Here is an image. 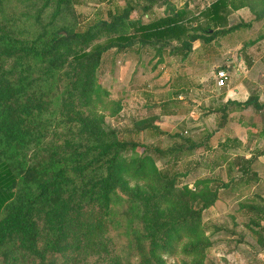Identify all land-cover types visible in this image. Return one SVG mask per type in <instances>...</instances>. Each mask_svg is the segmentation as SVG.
Listing matches in <instances>:
<instances>
[{
    "label": "trees",
    "instance_id": "16d2710c",
    "mask_svg": "<svg viewBox=\"0 0 264 264\" xmlns=\"http://www.w3.org/2000/svg\"><path fill=\"white\" fill-rule=\"evenodd\" d=\"M17 1L32 10L37 31L22 37L0 23V254L5 259L18 253L43 258L46 251L69 250L70 227L81 222L88 208L99 214L95 222L101 224L118 191L140 223L141 229L133 232L143 263L166 264L163 256L180 244L185 255L203 254L210 241L202 213L235 177L227 182L218 176L198 178L192 188L180 184L176 172L156 162L190 154L197 144L183 139L163 149L121 139L104 124L102 114L83 106L115 103L107 101L108 92L97 78L107 51L149 47L184 59L196 42H211L240 27L228 26L230 8L248 4L258 19L264 15V0L262 9L243 0L238 5L236 0H213L196 14L161 0L167 6L164 15L146 22L132 19V7L126 5L81 30L74 0ZM143 1L149 14L160 0ZM235 104L262 106L254 95ZM53 125L65 130L60 142L46 141ZM134 129L161 132L149 118L136 121ZM249 165V159L238 164V180L247 184Z\"/></svg>",
    "mask_w": 264,
    "mask_h": 264
},
{
    "label": "rangeland",
    "instance_id": "374dc122",
    "mask_svg": "<svg viewBox=\"0 0 264 264\" xmlns=\"http://www.w3.org/2000/svg\"><path fill=\"white\" fill-rule=\"evenodd\" d=\"M74 1L76 26L80 30L96 19H108L110 12L126 5L132 7L130 17L143 22L164 15L167 7L160 0L146 14L142 8L143 0ZM165 1L173 5L171 8L184 7L191 14H196L213 0ZM0 23L7 24L22 37H31L37 31L32 10L17 0H8L0 5ZM229 23H233L230 17ZM249 24L248 27L218 36L211 42H196L186 59L167 50L160 53L149 47L129 52L107 51L97 69V78L108 92L107 101L115 103L105 106L100 102L89 103L83 109L102 114L104 124L114 129L121 139L163 149L182 143L183 139L197 144L190 154L184 153L176 160L159 158L156 162L159 168L176 172L180 184L192 188L198 178L214 176L224 182L229 181V173L235 174L236 170L228 171L229 161L224 163L221 148L205 146L209 141V129H215L214 115L206 110L210 99L227 86L215 84L214 75L219 69L224 68L228 72L227 84L242 78L243 71L232 68L237 63V55L232 58L223 51L237 47L239 43L243 45L253 39L258 40L264 33V20ZM237 38V42L231 43ZM232 59L233 64H228L227 61ZM116 102H119L118 109ZM142 118L151 119L152 124L161 127L162 131H135V122ZM64 131L61 126H51L46 141L60 142ZM24 151L31 155L29 148ZM229 152L235 162L240 161L235 155L248 153L245 149ZM253 169L261 175L259 182L253 181L250 170L248 178L253 181L251 184L229 182L228 186L220 188L215 203L203 211L202 228L210 241L203 254L185 255L181 252L180 244L172 255L163 256L166 264H264V169L261 164H255ZM255 193L259 196H253ZM125 197L122 192H117L112 212L109 217L103 218L101 224L95 222L99 214L86 209L81 222L70 227L69 250L46 251L43 258L18 253L15 259H5L0 254V264H147L142 261L133 232V229H141V226L130 211ZM251 206L255 207L254 210L248 209ZM45 240L43 235L39 246L43 247Z\"/></svg>",
    "mask_w": 264,
    "mask_h": 264
},
{
    "label": "crops",
    "instance_id": "0c3cea01",
    "mask_svg": "<svg viewBox=\"0 0 264 264\" xmlns=\"http://www.w3.org/2000/svg\"><path fill=\"white\" fill-rule=\"evenodd\" d=\"M243 1L249 2V4H252L257 9H262L263 7V2L260 0ZM238 2L239 0H236L237 5ZM228 17L233 20V23H229L228 26L231 24H241L236 31L248 27L249 23L264 20V15L257 19L248 4L230 8L227 21ZM237 41L238 38L237 40L233 39L231 43ZM241 48L244 49L240 50ZM191 52L188 56H190ZM223 52L225 54L229 53V57L231 56L232 58L237 55V63L232 65V68L234 67L237 71L242 70L243 75L242 78L227 84L226 88H222L219 93H215V97H213V94L210 95V98H213L210 99V104L207 106L206 111L214 115L215 123L213 126L215 129H209L208 146L213 149L221 148L225 160L223 162L227 164V161H229L227 166L228 171L231 169L236 170L235 174L229 173V180L235 177L236 180L233 182L245 183L238 180L241 174L238 170V162L243 159H249L253 181L259 182L261 175L253 167L255 164H261L264 169V152L256 155V151H264V33L258 37V40L253 39L249 44L243 45L239 43L237 47L225 49ZM188 56L184 59L188 58ZM230 62L233 64L234 59L227 61L228 64H231ZM216 89H212V91ZM249 95L257 97L258 103L262 105L261 108L256 109L251 104L247 106H237L235 104L246 101ZM221 107L225 109L221 110ZM165 113L172 114L170 111H166ZM189 113L193 114L192 111ZM160 128L159 130L162 131ZM234 149H245L248 153L247 155H245L246 153H243L244 155H235L240 160L235 162V159H232L229 152ZM262 180L264 181V178Z\"/></svg>",
    "mask_w": 264,
    "mask_h": 264
},
{
    "label": "built area",
    "instance_id": "2783aa9c",
    "mask_svg": "<svg viewBox=\"0 0 264 264\" xmlns=\"http://www.w3.org/2000/svg\"><path fill=\"white\" fill-rule=\"evenodd\" d=\"M215 83L217 86L219 87H222V86H226L227 85V78H228V72L222 68V69H219L215 75Z\"/></svg>",
    "mask_w": 264,
    "mask_h": 264
}]
</instances>
